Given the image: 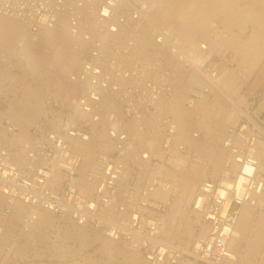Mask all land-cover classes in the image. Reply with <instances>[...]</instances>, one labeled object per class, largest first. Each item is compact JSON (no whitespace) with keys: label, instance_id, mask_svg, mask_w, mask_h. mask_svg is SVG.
<instances>
[{"label":"bare ground","instance_id":"bare-ground-1","mask_svg":"<svg viewBox=\"0 0 264 264\" xmlns=\"http://www.w3.org/2000/svg\"><path fill=\"white\" fill-rule=\"evenodd\" d=\"M141 2L143 6L136 9L131 6L130 0H111L106 5L103 0H64L61 7L63 11L57 21L54 24H39L35 30L32 29L33 23L23 22L8 13L0 14V96L7 100L8 105L4 109L0 108V115L19 127L17 135L10 136L5 131L1 134V139L12 147L21 141L31 140L29 129L39 123L40 115L49 112L45 107L44 112V108L42 110L37 103L38 96L42 95L44 82L38 87L33 79L48 76L52 79L50 95L60 100L63 105L61 111L53 114L51 126H61L65 115L67 120L72 119L81 125L89 123L93 126L94 133L88 139L74 138L70 145L82 158L80 172L82 180H86L88 170L91 167L94 170L96 167L94 166L97 164L96 155L116 148L115 140L107 136L106 130L110 124L107 114L121 105L114 101L115 97L111 93L114 91L109 88L110 91L102 92L98 106L93 108V112L100 115L98 121L92 118L93 113H87L82 109L81 111L75 106L76 97L82 91V86L76 77L72 78V75L76 74L83 64L84 60L80 59L82 53L87 48L86 53H89L97 39H108L115 47L128 48L127 52L119 54L123 56V65H128L140 57L150 58L156 55L164 58L166 64L175 66L173 72L176 73L172 78L176 83L165 92L167 96L161 94L156 98V113L149 112V115L129 119L123 127L119 125L118 130H125L129 141L125 142L126 146L124 144L116 159L129 160L133 169L137 167L138 173H148L151 178L163 175L169 179L168 185L166 182L160 183L149 191V196L168 203V211L150 213L159 223L164 238L174 242L178 233V242L188 251L195 226H200V234L205 233L207 229L201 215L190 208V204L199 185L207 179H217L227 172L238 173L236 169L240 165L236 162L231 148L233 146L244 148L245 155L249 154L256 159L259 178L264 172V141L254 138L253 142H250L244 136L232 132L241 115L247 118L250 116L244 105L246 98L243 95L238 96L239 99L235 101L233 97L240 93L264 58V0H249L250 3L244 5H240V0H141ZM259 4L260 7L257 6ZM101 8L102 14L99 12ZM131 8L132 12L136 13L135 16L132 12L123 15ZM72 18L76 21L75 30L70 23ZM214 19H219L226 28L234 27L235 31L231 32V36H221V31H216L218 33L212 36L208 30L212 27ZM111 21L116 25L113 29L108 28ZM250 22L252 26L249 29H242ZM156 29L163 33L160 39L156 38L158 32ZM86 33H89L88 37L85 36ZM202 39H207L204 45H201ZM174 42L181 47L184 45L189 48L193 53L191 56L193 63L197 62L199 65L213 51L231 47L238 56L240 67L237 71L222 72L223 76L219 74V78H211V82L206 83L195 77L194 71L184 60L176 58L172 50L175 47ZM12 59H15L14 67H22L20 74H13L10 70L13 65ZM79 61L81 63L79 69L72 72ZM193 63L191 61L189 64ZM57 67L58 72L55 71ZM184 73H187L189 76L187 80L192 81L194 86L197 84L198 88L193 89L196 97L190 95L192 87L188 90L184 85ZM133 77L131 73L125 75V71L113 75L116 84L120 85L134 82ZM209 94H213L214 102L220 109L231 107L225 117L220 118L218 112L211 108ZM120 112L122 113L121 107ZM118 121L116 118L113 123ZM201 132L205 135L203 139L198 138ZM225 141H229L230 146L225 145ZM163 142H168L169 148L173 142L178 154L177 157L173 155L176 158H172L171 166L167 164L170 167L161 162L151 166L149 160L140 157V153L145 150L149 152L150 157L156 154L162 156L164 149L160 144ZM179 145L195 150L200 160L188 166L190 156L181 155ZM18 156L22 157V153H18ZM227 161L232 164L230 168L225 169ZM177 164L180 166H176ZM132 165L127 166L123 172L125 176L129 175ZM250 169L251 165L247 163L244 170ZM52 177L54 181L59 182L63 178L58 171H55ZM256 194L258 193L253 191L250 199L258 197ZM16 203L10 206L7 197L0 193L2 236L0 242H10L13 230H18V235L25 241L35 238L42 241L44 239L42 231L52 229L56 231V239H70L76 242L73 246H62L55 241H49L46 237L45 248L54 251L57 256L81 255L86 248L102 239V244L98 248L101 252L112 257L121 254L124 261L131 264L147 263L135 246L123 240L116 241L112 237H104L96 230L90 233L87 224L79 225L71 219L58 218L47 210H35L20 202ZM261 205L255 206L250 201L242 203L235 225V238L230 242L233 260L224 264H264V210L262 211ZM8 207L9 211L6 213ZM100 211L99 216L109 215L110 220L125 219L128 214L118 212L115 207ZM191 214L194 216L193 219L190 217ZM60 221L63 223L58 225L56 222ZM11 244L15 246L14 240H11ZM40 252V249H35L36 255ZM24 253L23 247L14 249L16 255ZM4 261L0 264H5ZM84 261L95 264L91 257H85Z\"/></svg>","mask_w":264,"mask_h":264},{"label":"built area","instance_id":"built-area-1","mask_svg":"<svg viewBox=\"0 0 264 264\" xmlns=\"http://www.w3.org/2000/svg\"><path fill=\"white\" fill-rule=\"evenodd\" d=\"M103 1L106 5L111 0ZM130 2L136 9L143 6L141 0ZM63 3L64 0H0V14L8 13L23 22L33 23L32 29L35 30L39 24H54L63 11ZM102 9L99 10L101 14ZM131 12L132 8L123 15ZM132 14L136 15L134 12ZM75 22L73 18L70 20L73 30L76 29ZM115 26L114 21L108 24L109 29ZM85 36L88 37L89 33ZM161 36L162 32L156 33L157 39ZM176 44L174 42L173 45ZM112 47L115 45L109 43L108 39H97L83 59L80 70L72 75L82 86L75 106L87 113H93L92 118L98 121L100 115L93 112V108L98 106L102 92L110 91L108 89L111 88L114 91L111 92L115 97L114 101L120 105L124 103L123 114L127 118H139L140 115H149V112L156 113V98L161 94L167 96L165 92L172 87L173 72L159 73L154 70L155 67L147 65L130 68L123 65V61L119 62L109 56L108 52ZM127 50L126 46L118 47L117 53H125ZM172 50L174 54L177 53L175 47ZM124 71L125 75L131 73L134 76L135 81L128 83L134 87L129 90L123 88L128 84H116L113 78V75ZM153 73L157 76L156 80L151 78ZM197 88L198 86L191 89L192 97H196L193 89ZM139 91L140 95L132 103L130 97ZM115 110H110L107 114L110 124L106 131L107 136L115 140L116 148L96 155V167L94 170L92 167L88 170L86 180H82L80 172L82 158L70 145L72 139L86 140L94 133L89 123L81 125L72 119L67 120L66 115L62 125L58 127L45 126L43 122H39L29 129L30 141L24 140L12 147L1 139V134L6 131L8 135L15 136L19 127L0 115V193L7 197L8 204L14 206L16 202H20L26 207L47 210L60 218L71 219L79 225L87 224L103 232L105 236L135 246L147 264H180L191 261L224 264L233 260L230 242L235 238V225L242 203L250 201L255 206L262 204L261 209L264 210V172L259 178L256 159L249 154L245 155L244 148L233 146L232 153L240 165L236 169L238 173L227 172L226 175L207 179L199 185L191 208L201 215L207 229L205 233L197 234L191 250L186 252L181 244L164 238L159 223L150 213H160L167 206V202L149 196L150 190L164 182L151 177H140L141 183L135 181L132 176V163L127 159H116L118 152L129 139L125 130H118L120 124L123 127V123H120ZM116 118L118 123H113ZM232 132L244 136L250 142H253L254 138L262 140L255 126L247 122L236 126ZM225 145L230 146L229 141H225ZM18 153H22V157H19ZM140 154V157L149 160L150 164L155 159L150 157L146 150ZM247 163L251 165V169L245 171ZM231 164L232 162L227 161L224 168H230ZM130 165L132 170L125 176L123 172ZM134 170L138 172L137 167ZM55 171L63 176L60 182L53 180ZM138 175L146 174L143 172ZM253 191L258 193V197L250 199ZM114 207L118 212L128 213L127 217L110 220L109 215L99 216L100 209L106 211ZM8 211L9 207L5 212Z\"/></svg>","mask_w":264,"mask_h":264},{"label":"rangeland","instance_id":"rangeland-1","mask_svg":"<svg viewBox=\"0 0 264 264\" xmlns=\"http://www.w3.org/2000/svg\"><path fill=\"white\" fill-rule=\"evenodd\" d=\"M249 3H250L249 0H240V5L249 4ZM257 6L260 7V4L257 5ZM211 24H212V27H210V29L208 31H209V33L212 36L214 34L218 33L216 31H221V36L222 35L223 36H231V32L235 31L234 27H227V28L224 27L222 25V22L219 19H214V21H212ZM251 24H252L251 22H250V24L247 23V25L244 28H242V29H245V28L249 29L252 26ZM157 31H158V29H156V32ZM158 32H161V31H158ZM202 40H203V42L201 43V45H204L205 44L204 41L207 42L206 41L207 39L206 40L202 39ZM178 47H179V49H178ZM86 50L84 51V53H82L80 59H84L86 57V55H87ZM117 50H118V47H112L110 49V51L108 52L109 56L114 58L115 60H117L119 62H122L124 59H123L122 56H119V54L117 53ZM175 51L177 52L176 53V56H177L176 58L179 59V60H182V61L184 60V62L187 63V64L186 63L185 64L194 71L193 74H195V77L197 76V78L199 80L205 81L206 83H210L211 82V80H210L211 78H215L216 79V77L219 78L220 76H223L225 71H228V70H232V71L236 70L237 71L239 69V67H240L239 66L238 56H236V54L234 52V49H232L231 47L230 48L228 47L226 49L222 48V50L219 49V50L213 51L203 61V63L201 64L202 66L199 65L197 62H195V64L193 63L194 60L191 59V56H193V53H191L190 49L187 48L186 46L183 45V47H181L180 44H178V45L176 44L175 45ZM162 52H164V51H162ZM180 53H181V55H180ZM184 53H187V54H184ZM179 56H182V57H179ZM184 56H186L187 59ZM230 59H232V60H230ZM14 61H15V59H12L13 65H11L10 70H12L13 74H20L22 72V67H14ZM191 61H192L193 64H189ZM80 64L81 63L79 61L73 67L72 72L73 71H77L79 69V67H80ZM138 64L151 66L153 68L155 67L154 70H158L159 73L160 72L163 73V72H166V71H167L166 73H170V72H173L174 69H175V66H172V64H166L164 58L156 56V55H152V56H150V58L140 57L139 59H136V61L134 60V61L130 62V64H128L127 66H129L130 68L134 69L135 66H140ZM0 68H1V65H0ZM157 68H159V69H157ZM218 70H220V71H218ZM55 71H57V72L59 71L58 67L55 69ZM198 71L199 72L201 71V72L199 73ZM222 72H224V73H222ZM175 73L176 72H173V75H175ZM219 74H220V76L218 77ZM183 77H184L183 78L184 79L183 83L186 86V88H188V90L191 87L192 88L196 87L197 84L194 86L192 81L187 80V77H189V76H187V73H184ZM204 77H206V78H204ZM151 78L154 79V80L157 79V76H155V73H153L151 75ZM185 80L187 82H189V83H187ZM33 81H35L34 82L35 84L37 83L36 86H38V87H40L41 84H43V82H44V86L42 87V95L38 96V100L37 99L36 100H37L38 105L40 104V108L41 109L45 107L46 109L49 110V112L46 113L45 112V108H44V112L45 113H43L42 115L39 116L38 121L39 122H43L45 126H50L51 125L50 120H52L54 118L53 114L56 115V113L61 111L62 108H63V105H62L60 100L53 98L50 95V93H49L50 89H52V86H51L52 79H50L48 76L45 77V75H44L43 77L41 76L39 79H35V80L33 79ZM174 83H176V80L172 78V84H174ZM191 84H193V85L191 86ZM187 85H188V87H187ZM133 87L134 86H132V85L130 86L128 84V85L124 86L123 88L131 89ZM250 88H254L253 90L255 91L254 92L255 96H252V98L247 99L245 104H244L246 109L248 110V112L250 114V116H249L250 118L249 117L247 118V116L241 115L239 117V120H238V123L236 124V126H238L239 124H242L243 122L247 121V124L255 126L257 134L260 135L261 139L264 141V115L256 114V111H255L257 103L260 102L261 99L264 97V58H263L262 62L260 63L259 67L257 69H255L253 74L249 77L246 85L240 90V93L233 97L234 100L237 101L239 99L238 96L241 97L242 95L247 94V92H248V90ZM191 92L192 91H190V95H191ZM141 94H143V93H141ZM139 95H140V91L137 94L134 93V95H132L130 97L131 98L130 100H132V103L138 98ZM208 99H210L209 101H211L210 102L211 108H213L214 111L218 112V116L220 118L221 117H225L229 113L231 107L229 108V106H228V107H224L223 109H220L218 106H216V103L214 102V99H213V94H211V95L209 94L208 95ZM223 100H224L225 103L229 104L228 101H226L225 99H223ZM7 106H8L7 105V100L4 97L0 96V107L4 109ZM120 107H121L122 113L120 112ZM120 107L116 108L115 112H116L117 116L120 118V123H123V126H124V124L128 123L129 119H133V118H127L126 116H124V114H123L124 103H122V105ZM242 107H243V109L245 108L244 106H242ZM51 112H53V113H51ZM88 127L91 128V126H88ZM159 137L161 139V135ZM204 137H205V135L201 132L199 134L198 138L203 139ZM164 144H165V146H164ZM160 145L164 149V154L162 156H160L158 154L154 155L153 157L155 159L150 165L153 166L155 163H160L161 162L164 165L170 167L172 165L171 164L172 163L171 162L172 158H176L177 155H178L177 152L175 151L174 147H173L174 144H173V142H171V147L170 148H169V144H166L165 142L161 143ZM178 150H179L181 155H189L190 156L191 161H190V163H188V166H191V164L193 162H195L197 160L198 161L200 160L199 154L195 150L189 149L187 146L179 145ZM167 152H169V153H167ZM191 152L193 154H191ZM173 155L176 156V157H174ZM167 164H169L170 166L167 165ZM176 166H180V165L177 164ZM145 174L146 175H143L144 176L143 177L141 175H138V172L135 171L134 169H133V172H132L133 179L135 181H139L140 183H141L140 177H142V178H150L151 177L148 173H145ZM163 177H164L163 175H156L153 178H158L161 181L166 182V183L169 184V182H170L169 179H167L165 177L163 178ZM168 206L169 205L167 203V206L165 208L166 210L162 211L163 213H166V211H168L167 210V209H169ZM190 208H191V204H190ZM56 217H58V216H56ZM190 217L193 219L194 218L193 214H191ZM56 223L58 225H60V224L63 223V221H60V223L59 222H56ZM65 223H67V222H65ZM199 227L200 226H198V225L195 226V230H194V233H193V238L190 241L188 251L191 250V246L193 244L194 237H196V235L199 232V229H200ZM95 230L99 231V230H97V229H95L93 227H89L90 233H94ZM43 231H42V233H43L44 239L46 237H48L49 241H51V242L55 241V242L58 243V245L73 246V245L76 244L75 240L56 239V236H55L56 231H54L52 229H49L48 231H45V232H43ZM101 233L105 237L103 232H101ZM11 234H12L11 240H14L15 246H12L11 240L8 243L0 242V263H2L4 261V259H5V261H4L5 264H88V263H85L84 258L85 257H87V258L91 257L95 264H131L129 262L124 261L123 256L121 254H117L116 256L114 255L112 257V256H109V255L101 252L100 250H98V248L102 244V239L97 240L96 242L93 243L92 246L86 248L81 253V255L76 256V255L66 254L64 256H59V255L57 256V254L54 251H48L45 248L46 244H47L46 243L47 241L45 242L44 239L42 241H40V240L35 238V239H30L29 241H25L24 239H22L18 235V230H13L11 232ZM178 236H179V234L177 233V236L174 238V242L175 243H179L178 242ZM1 237L2 236L0 234V239H1ZM181 246H183V245H181ZM16 247H19V248L23 247V249L25 251V253H24L25 255L24 254L23 255L14 254V249ZM36 248L41 250V252L38 255L35 254V249ZM183 263H185V262H182L180 264H183ZM191 263H193V264H205V263L198 262V261H191Z\"/></svg>","mask_w":264,"mask_h":264},{"label":"crops","instance_id":"crops-1","mask_svg":"<svg viewBox=\"0 0 264 264\" xmlns=\"http://www.w3.org/2000/svg\"><path fill=\"white\" fill-rule=\"evenodd\" d=\"M253 89L254 88H250L248 90L247 94L243 95L246 98V100L252 98V96H255V94H254L255 91ZM255 111H256V114L264 115V97L261 99L260 102L257 103Z\"/></svg>","mask_w":264,"mask_h":264}]
</instances>
